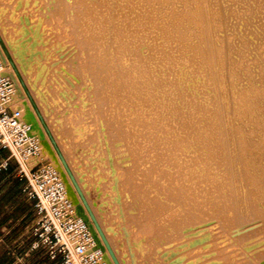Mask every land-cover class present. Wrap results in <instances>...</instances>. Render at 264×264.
Wrapping results in <instances>:
<instances>
[{"label":"rangeland","instance_id":"rangeland-1","mask_svg":"<svg viewBox=\"0 0 264 264\" xmlns=\"http://www.w3.org/2000/svg\"><path fill=\"white\" fill-rule=\"evenodd\" d=\"M56 1L0 0V45L24 107L66 166L59 154L53 164L77 192L73 176L118 263L264 264V202L247 165L235 163L248 130L242 121L255 111L253 88L264 98V80L243 76L254 48L242 67L226 47L227 22L238 31L253 0H107L104 9L137 55L117 43H82L72 23L78 6L61 0L59 14ZM166 26L179 40L166 38ZM179 52L190 62L178 61ZM175 89L192 108L184 120L169 114ZM180 138L191 140L186 149ZM183 178L182 199L168 197V184ZM193 214L199 218L181 229L179 220Z\"/></svg>","mask_w":264,"mask_h":264},{"label":"built area","instance_id":"built-area-1","mask_svg":"<svg viewBox=\"0 0 264 264\" xmlns=\"http://www.w3.org/2000/svg\"><path fill=\"white\" fill-rule=\"evenodd\" d=\"M5 69L0 59V149L9 152L0 167L15 162V175L25 181L22 198L34 212L31 224L7 245L10 264H107L106 249L76 214L59 172L39 152V139L29 133L23 110L12 107L16 89Z\"/></svg>","mask_w":264,"mask_h":264},{"label":"bare ground","instance_id":"bare-ground-1","mask_svg":"<svg viewBox=\"0 0 264 264\" xmlns=\"http://www.w3.org/2000/svg\"><path fill=\"white\" fill-rule=\"evenodd\" d=\"M76 5L78 6L76 14L72 18V23L80 29V32L82 34V43L90 45V43H93L95 41L98 42L99 46H106L109 43H117V48L119 49V44L123 47V49L137 55V52L135 51V45L131 40L127 43H123L120 33H119V25L117 22H115L114 15L111 14L110 10H105L104 6L107 4V0H74ZM253 2V4H251ZM255 2L257 3V7L255 5ZM233 9L230 8L229 14L225 16V18L229 19L232 16H234V13L232 11ZM55 11L59 14H64V7L61 0H57L55 4ZM144 13L139 12V15L142 16ZM240 15L242 16V23L239 22L238 25H236V28L238 27L239 30L234 31L230 25L231 22H227L226 28L230 31L229 37L231 38L229 42L226 44L227 50L231 51L233 56L241 60L242 62L240 65L244 66L243 59L249 56V53L251 52V49H255V55L257 57L253 59V64L250 67H246L243 71V76L250 77L249 80H254L255 78L257 80H264V0H253L247 3V8H245L244 11L240 12ZM255 15V17H254ZM146 15H143V18H145ZM241 23V24H240ZM252 27L251 30H249V27ZM234 27V26H233ZM163 33H165L166 38H177L179 40L180 36L177 31L174 29L172 30L170 26L162 27L161 28ZM234 32V33H233ZM237 32L241 34H237ZM233 33V34H232ZM252 37V39H251ZM87 42V43H86ZM254 42V43H253ZM83 44V45H84ZM0 51L1 54L5 60V71L11 76V78L14 80L15 85L17 87V91L15 94V97L12 101V107L13 108H19L22 109L23 112L26 113V110L29 108L24 107V100L25 93L22 91V88L19 87L18 81L16 77H14V74L9 71L8 67V58L3 51L1 45H0ZM160 51L154 52L156 54L153 56V58L157 57ZM152 54V55H154ZM183 53L179 52L178 55L176 54V59L179 60H185L186 62H190L189 58H186L182 55ZM230 55V54H229ZM174 58V59H175ZM192 64V63H191ZM257 64V65H255ZM254 65L259 66L258 67V74L253 72ZM240 80V79H239ZM250 83V82H249ZM249 83H247V91H250L252 89L249 87ZM166 88L162 89V92L165 91ZM252 91V90H251ZM253 93L251 95H254L256 98V103L251 105V109L258 112L251 113L249 115L248 120H244L242 122H247L244 124L247 127V133L245 135V138L239 142V157L236 164H245L247 165V173L246 177L249 181H251L252 190L254 191L255 195H257L260 200L264 202V103H262V100L264 99L263 96H261L262 92H260L259 87L253 88ZM172 94L174 95L172 99V107L169 109V114L171 117L175 118H182L185 113L188 110H191L192 108L188 109V104L186 101V98L184 95H182L177 89L172 91ZM21 102V103H20ZM23 102V103H22ZM23 104V106H22ZM30 111V110H29ZM250 112V111H249ZM255 115V116H253ZM34 122L36 123V127L34 126L32 130V135H35L38 137V131H40L43 134L44 140L40 143L39 146V152L43 156V158H51V164H53L56 161V157L59 154L61 158V154L57 153L54 146L52 145V140L48 137L46 138L44 135L42 129L37 121L38 118L35 114L32 113ZM184 120V117H183ZM180 121V123H183L184 121ZM30 124V123H29ZM173 128L169 127L167 130L168 132H171ZM239 133L240 131H244L242 127L238 128ZM234 134V133H233ZM179 143H181V146H179L181 149L185 146V144H189L191 140L180 138L178 139ZM201 141L207 142V139L205 137L201 138ZM52 142V143H51ZM211 142V141H210ZM209 144V143H208ZM210 145V144H209ZM187 148L186 146L184 147ZM63 158V157H62ZM62 160V159H61ZM65 162V161H64ZM187 167H179L178 170L182 171L186 170ZM169 173V172H168ZM63 174L65 175V178L68 182V195L69 197L87 213L86 207L83 204L82 201L79 200V193L74 191V186L69 183L67 179V175L65 174V171H63ZM170 175V173L168 174ZM179 179L180 181L182 173L179 172ZM185 181V179H182V182L179 183L178 187H172L171 184H168V187L165 188V193L168 197L171 198H177L179 201L183 197V190L182 183ZM181 184V185H180ZM170 186V187H169ZM173 191H177L176 194L173 193ZM155 207V206H154ZM154 216V212L148 213L145 215V219L137 218L135 223L141 225L144 222H146L149 218ZM198 215H190L187 216L185 219L179 220L178 226L182 229L185 224L193 225L194 219H198ZM187 222V223H186ZM179 228V229H180ZM106 258L109 261L110 264H115L113 258L110 256L108 252H106Z\"/></svg>","mask_w":264,"mask_h":264},{"label":"crops","instance_id":"crops-1","mask_svg":"<svg viewBox=\"0 0 264 264\" xmlns=\"http://www.w3.org/2000/svg\"><path fill=\"white\" fill-rule=\"evenodd\" d=\"M9 152L0 149V163L7 158ZM12 161L7 168L0 167V256L6 253L7 245L17 238L21 231L19 222L26 216L34 215L32 204L22 198V188L25 184L14 171ZM19 199L13 204V197ZM20 197V198H19ZM6 255V254H5ZM39 263L40 260H35Z\"/></svg>","mask_w":264,"mask_h":264},{"label":"water","instance_id":"water-1","mask_svg":"<svg viewBox=\"0 0 264 264\" xmlns=\"http://www.w3.org/2000/svg\"><path fill=\"white\" fill-rule=\"evenodd\" d=\"M0 59H1L2 63L5 65V60H4V58H3L2 54H1V51H0ZM8 75H9V74H8ZM9 76H10V75H9ZM10 77H11V76H10ZM11 79H12V78H11ZM12 80H13V79H12ZM13 81H14V80H13ZM14 84H15V82H14ZM15 89H16V91H17V87H16V85H15ZM24 119H25L28 123H30L31 128H30L29 133L32 134V133H33L32 130L34 129L33 127H34V126L36 127V123L34 122V119H33L32 113H31L28 109L26 110V113L24 112ZM37 135H38L37 138L39 139V142L41 143V142L44 140V138H43V134H42L40 131H38V134H37ZM61 159H62L64 165L66 166V164H65V162H64V160H63V158H62V156H61ZM54 167H55V168L57 169V171L59 172V174H60V176H61V178H62V180H63V182H64V184H65L66 191H67V195H68V188H69V186H68V182H67V180H66V178H65V175L63 174V171H62L61 168H59V167H57V166H54ZM66 168H67V167H66ZM67 170H68V168H67ZM68 172H69V170H68ZM69 175H70V177H71V180L73 181V184L75 185V188L77 189V192H78L79 195H80L81 201L83 202V204L85 205L86 210H87V213H86V212L80 207V205L76 204V203H75V202L69 197V195H68V197L71 199V201L75 204L76 214L79 215V216H81V217H82V218L88 223V225H89V227H90V229H91V232H92V234H93V237H94L96 243H97L100 247L106 249V252H108V253L110 254V256L113 258L115 264H119L118 261L116 260L115 256H114L112 250L110 249V246H109L108 242L106 241V239H105V237H104V234H103L101 228L99 227V225H98V223H97V221H96V219H95L93 213L91 212V210H90L88 204L86 203V200H85L83 194L81 193V191H80V189H79V187H78L76 181L74 180V178H73V176L71 175L70 172H69ZM106 252H105V254H104V258H105L107 264H110L109 261H108L107 258H106Z\"/></svg>","mask_w":264,"mask_h":264},{"label":"trees","instance_id":"trees-1","mask_svg":"<svg viewBox=\"0 0 264 264\" xmlns=\"http://www.w3.org/2000/svg\"><path fill=\"white\" fill-rule=\"evenodd\" d=\"M11 258L7 254L0 256V264H10Z\"/></svg>","mask_w":264,"mask_h":264}]
</instances>
